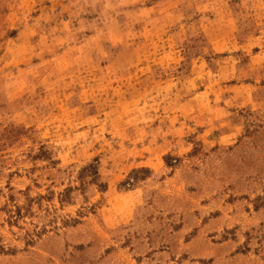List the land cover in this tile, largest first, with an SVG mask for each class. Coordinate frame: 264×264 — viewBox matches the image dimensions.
Wrapping results in <instances>:
<instances>
[{
    "label": "rangeland",
    "instance_id": "obj_1",
    "mask_svg": "<svg viewBox=\"0 0 264 264\" xmlns=\"http://www.w3.org/2000/svg\"><path fill=\"white\" fill-rule=\"evenodd\" d=\"M0 264H264V0H0Z\"/></svg>",
    "mask_w": 264,
    "mask_h": 264
}]
</instances>
